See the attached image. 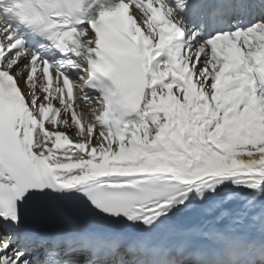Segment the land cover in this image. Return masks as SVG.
Masks as SVG:
<instances>
[{
	"label": "snow or ice",
	"instance_id": "1",
	"mask_svg": "<svg viewBox=\"0 0 264 264\" xmlns=\"http://www.w3.org/2000/svg\"><path fill=\"white\" fill-rule=\"evenodd\" d=\"M257 10L0 0V264H264V19L201 35Z\"/></svg>",
	"mask_w": 264,
	"mask_h": 264
},
{
	"label": "bare ground",
	"instance_id": "2",
	"mask_svg": "<svg viewBox=\"0 0 264 264\" xmlns=\"http://www.w3.org/2000/svg\"><path fill=\"white\" fill-rule=\"evenodd\" d=\"M169 1H171V0H169ZM177 5H179V0H177ZM215 30H216V27H213L211 30H209V34H212ZM201 35L207 37L206 36V32H204V31L201 32ZM77 103L79 104V108L77 109V111L83 112V113H85V114L90 116V113L88 112V110L85 107L81 106V103L79 101H77ZM54 106L59 107L58 103L55 102V101H54ZM94 111H95V109L93 110V112ZM50 115H51V113H50ZM58 119H60V118L58 117ZM69 121H71V116L70 115H69ZM45 126L48 127L47 121L45 122ZM61 130L63 131L65 129L61 128ZM69 135L73 139L75 138L73 133L70 132Z\"/></svg>",
	"mask_w": 264,
	"mask_h": 264
},
{
	"label": "rangeland",
	"instance_id": "3",
	"mask_svg": "<svg viewBox=\"0 0 264 264\" xmlns=\"http://www.w3.org/2000/svg\"><path fill=\"white\" fill-rule=\"evenodd\" d=\"M80 102H82V101H80ZM83 107H85L87 110H88V112L91 114V113H93V108H91V107H86V106H84V104L82 103L81 104Z\"/></svg>",
	"mask_w": 264,
	"mask_h": 264
}]
</instances>
